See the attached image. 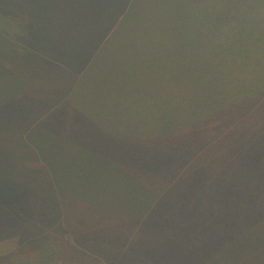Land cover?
Listing matches in <instances>:
<instances>
[{
	"label": "rangeland",
	"instance_id": "rangeland-1",
	"mask_svg": "<svg viewBox=\"0 0 264 264\" xmlns=\"http://www.w3.org/2000/svg\"><path fill=\"white\" fill-rule=\"evenodd\" d=\"M103 1L109 5L28 3L39 14L49 11L59 27L38 25L35 35L46 45L32 46L39 53L24 72L30 79L0 75V223L22 214L26 202L45 225L31 229L40 230V244H22L20 234L1 238L0 257L38 264L50 248L49 264H264V0L193 7L187 0H157L152 26L143 22L151 6L136 0L132 13L143 15L139 21L129 16L102 41L110 21L95 12L105 15ZM245 14L259 31L256 42L232 55L241 73L232 68L234 74L221 76L216 61L225 57L218 50L228 35L213 24L219 19L226 26ZM21 25L7 15L1 27L24 38ZM141 41L150 46L138 48ZM157 49L164 55L150 60ZM175 51L184 60L180 80L172 70ZM142 79L159 88L145 94V106H109L111 95L142 87ZM34 135L52 141L55 151L42 154ZM96 160L104 163L97 173L102 179L137 187L149 199L140 206L149 209L101 199L97 191L91 199L72 192L78 183L72 173ZM49 173L63 191L57 217L37 214L51 208ZM32 190L40 195L31 196Z\"/></svg>",
	"mask_w": 264,
	"mask_h": 264
},
{
	"label": "trees",
	"instance_id": "trees-1",
	"mask_svg": "<svg viewBox=\"0 0 264 264\" xmlns=\"http://www.w3.org/2000/svg\"><path fill=\"white\" fill-rule=\"evenodd\" d=\"M31 1L39 2L41 0H0V48H1L0 49V60H1L0 61V75L11 76L12 74H15L17 76L22 77V74H23L24 77L26 78L27 76L24 74V72L26 73V71L31 69V66H32L31 59L35 57V54L38 55L39 53V51L32 49V46L35 44L41 45V47L42 45H46L41 39H39L37 35H35L37 28L41 25H45V26L56 25L59 27L57 23L58 22L57 18L52 17L50 12L46 10H43L42 11L43 13L39 14L38 11H36L34 8L28 5V3ZM100 1L101 0H95L94 4H97ZM135 1L136 0H109L108 6L104 4V1H103V4H101L100 8L102 9L105 7L106 9L104 10L105 15L102 14L101 16L99 15L97 16V11H96L97 9L95 5V9H96L95 16L98 19H102V20L109 19L110 21V25L104 29L105 30L104 34H101L100 36V39L102 41L104 40L103 38L105 37V33L107 31L112 29V34H114L118 30V28L123 24V22L127 20L129 16L131 17L130 22H132L133 20L137 19L136 16L142 15L141 13L140 14L132 13L134 9L133 5ZM156 1L157 0H143V2H145L148 6H151L150 9H148V12L150 15L148 16L142 15L143 22L150 26L154 25V21L158 17L153 11V7H154L153 4H155ZM159 1L162 2L163 0H159ZM187 1L189 4L192 3V7H193L195 3H197L198 1H199V4L201 3V1H204L205 4L207 5L208 3L207 1L209 0H187ZM217 1H220L223 5H229V6L232 3L231 0H211L213 4H216ZM40 5L44 6L43 2L40 3ZM232 5H234V3ZM41 9L42 8H40V10ZM123 9H124V12H122L123 15L121 13L123 17L121 16L120 21H118L117 25L115 24L116 28H110L113 25L112 20L115 19L117 17V14ZM196 9L198 13L202 11L201 8H196ZM88 10H91V5L88 7ZM7 15H11L12 17L15 16L16 21L22 22L21 27L22 26L23 28L25 27V31H26L24 38H22V35H21L22 31H18L20 33L19 35L13 36V34H10L7 29H4L3 27H1L3 19L7 17ZM201 15L203 16V18L207 19L209 18L208 16L210 15V13L202 12ZM250 15L245 14V17L243 18L240 17L238 19L240 20L239 24H236L238 20L233 21V19H232V22H230L229 20L226 26L221 25L223 21L220 22L219 19H217L218 20L217 23L215 22L213 24L214 31H219L221 28L223 35L225 34L228 35L227 36L228 39L225 38L227 42L224 45V41H223L221 44V47L218 50V55L221 54V58L223 57V55L225 57L216 61L219 66L218 69L221 73V76H223L224 74L231 76L236 71L239 73L242 72V68L238 71V67L236 66L235 61L238 59L232 58V55L235 56L236 54H240L239 52L241 50L249 47L250 45H254L256 42L255 35L259 33V31H256L252 27L253 25L249 24V22L247 21ZM42 16H47V17H42ZM34 28H35V31H32ZM52 30H55V29H52ZM205 30L204 31L206 33L207 29ZM150 31L151 32L149 33V35L152 34V32H154L155 29L150 30ZM16 40H19L21 44H17ZM159 40H162V38H159ZM160 44L161 43H157L154 45V47L158 48ZM138 46H139L138 48H140V47H145V46H150V45L146 43L143 44V41H141L140 44H138ZM19 47H22V50H21L22 52H19L18 50H16ZM3 48L4 49L8 48L9 55L6 52L7 50H4V51L2 50ZM23 54H24V57L20 58L19 56ZM177 54H178V51L175 54V57L173 59L174 67H172L173 72L176 73V77H175L176 79L174 80H180L181 78H183L181 77V75L184 76L183 75L184 68L183 69L178 68V66H180L181 62H183L184 60L181 59L180 54H178L179 58H177ZM157 55L158 56L161 55L162 57L164 55V51L157 49L156 52L154 51L153 54L150 53L149 54L150 60L155 58ZM10 58H12V60ZM143 61L144 60L141 58V60H138L137 63L143 67L144 66L142 64ZM6 63H11L12 67L11 68L7 67ZM240 64L241 66L243 64V60L241 59H240ZM232 68H235L236 71L232 70ZM170 70L171 69L169 67L168 70H165L168 72H163V74L167 75L170 72ZM162 77H164V75ZM215 78L218 84L221 83L217 77ZM26 79H30V78H26ZM179 84L180 82L173 83V85H179ZM156 87L157 85L155 82H149V84L146 86L143 80L142 87H134L131 89L129 88L127 90V94H122V97L118 98L116 97V95H111L109 106H123L124 104L125 105L128 104L127 106H137V105L145 106L144 104L148 103L147 101H145V99H147L145 98L146 97L145 94L151 93L153 91L159 92L158 90L159 88L156 90ZM216 92H219L218 88H216ZM105 122L107 121L105 120ZM32 138L34 139L36 143H38L42 147L41 148L42 154L49 156L52 154L51 152L55 151L50 146L52 144V141L44 140L41 136H38V135L31 136L30 139ZM16 156H20V154H17ZM74 159H77V158H74ZM103 166H104V163L102 161L96 160L94 163H91L90 166H86L83 169H79L74 174L72 173V177L74 179H77V182H78L75 185L72 192L77 191L78 192L77 196L88 197L90 199L98 198V197L102 199L104 197V199L107 201L110 200L111 202L128 205L130 207H142L140 206V203L142 201L149 200L147 199V197L144 196L143 193L141 194L140 190L137 187H133L132 184L126 182V180H120L117 183L116 177L115 178L114 177H111V178L104 177V179H102V173H100V175H98L97 173H98V168L100 169V167H103ZM82 173L84 174L82 175ZM45 180L47 181V184L45 185L48 189L45 195L46 196L45 200L51 205V208L46 209L45 211H42V212L37 211V214L41 216H46L47 214L54 212L57 217V202L58 201L60 202V198H58V195H60V192L62 191L59 189L60 181H57V180L53 181L51 173H49V175L47 176L45 175ZM65 188L68 189V186H66ZM96 191L98 192V197H95ZM7 193H10V192L7 191ZM37 194H39L37 193V191L32 190V192H30L31 196H37ZM61 195L63 194L61 193ZM11 196L12 198H14V195H11ZM23 203L25 204V206L23 205L24 212H21L22 214L17 215V218H16V215H11V218L9 221L3 220V222L0 223V239L7 237V236H11L12 234H20L19 237L20 239H22L21 241L22 244H23V240H25L24 242H26L27 244L31 240L36 242L35 238L39 236L38 234L40 230L34 229L32 231L31 229L35 228L37 223L40 225H45V224L44 222H39L36 219V215L33 213L35 211V206L33 205V203L31 204H28L26 202H23ZM62 204H63V198H62ZM20 209L21 207L19 208V210ZM148 209H149V205L146 207H142L143 213H145ZM19 210L17 211L19 212ZM30 215L31 217L28 218V216ZM13 216H15L14 220H12ZM18 218L20 220H18ZM23 225L26 226V228L23 227ZM36 243L38 244L42 243V239L41 241L39 240ZM46 249L47 250H45L41 254L38 264H49L50 263L51 261V253H50L51 251L50 250L51 249L50 248H46ZM112 255L114 256L115 253ZM15 260L16 259L12 255L2 256L0 257V264H13V263H16Z\"/></svg>",
	"mask_w": 264,
	"mask_h": 264
}]
</instances>
